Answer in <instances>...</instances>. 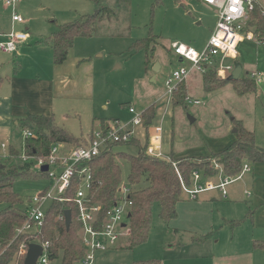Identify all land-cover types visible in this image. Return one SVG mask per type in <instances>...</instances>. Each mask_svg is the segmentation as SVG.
Returning <instances> with one entry per match:
<instances>
[{
  "label": "rangeland",
  "instance_id": "obj_1",
  "mask_svg": "<svg viewBox=\"0 0 264 264\" xmlns=\"http://www.w3.org/2000/svg\"><path fill=\"white\" fill-rule=\"evenodd\" d=\"M255 1L264 12V0ZM180 2L183 1L161 0L156 4L154 0H131L127 15H121L119 23L108 25L109 28L104 24L100 28L101 33L116 31L122 37L102 35L99 38L74 41L70 55L84 57L85 54L92 62V67L94 64L92 93H85L86 98L81 101L67 95L56 98L54 121L57 126L74 136L82 135L80 138L84 141L97 128V118H113L131 129L133 136L144 143L145 127L130 124L133 115L128 108L138 109L136 111L143 118L145 110H140L143 105L147 106L151 102L156 115L151 125H148V135H153L154 126L161 124L164 137L168 139L164 150L170 152L172 148L168 154L172 160L175 153L181 156H200L216 150L220 142L234 135L233 119L242 122L243 127L254 135L256 145L264 149V43L256 39L242 41L236 58L242 67L239 79L251 78L252 73L260 74L261 82L256 85L253 83L256 87L254 92L239 96L232 84L228 83L215 92L206 93L202 86V74L193 71L186 81L177 86V103L168 104L164 111V81L169 73L179 67L178 57L173 54L171 45L181 43L197 53L202 52L217 14L216 9L207 7L200 0ZM94 7L91 0H19L16 13L29 28L32 36L30 48L33 50L41 43V38L55 31L52 21L57 24L72 23L81 16L93 13ZM200 20L202 24H196ZM12 28L11 9L4 7V1L0 0V32L9 33ZM23 28L16 26L14 30L20 31ZM150 34L153 35L148 47L153 50L150 59H154L161 67L157 74H153L150 59L148 68H145L146 54L143 50L127 54L128 48L135 41L148 38ZM7 57L10 58L9 62L20 59L10 54L0 57V60ZM182 65L190 67L187 61ZM154 76L156 79L151 82ZM228 76L222 78L216 73L220 79ZM187 98L199 103L187 104ZM190 118L194 122L191 123ZM11 129V148L20 154L17 160L5 163L6 167L23 162L20 159L24 146L21 128L12 126ZM69 149H73V146L66 145L64 150ZM119 149L128 151L126 146ZM213 155L211 153L207 157L195 158L213 164ZM118 164L125 184L129 165L121 160H118ZM248 166L250 172L244 173L239 180L225 188L226 197L216 189L200 193L194 200L185 195L184 201L176 206V218L168 223L159 220L158 208L154 207L146 243L128 249L127 237H121L116 246L94 254L95 264H133L139 261H159L161 264H230L228 262L233 263L231 260L235 253L250 254L252 241H264V211L257 209L252 219L246 218L249 207H258L264 203V164ZM220 182L219 170L218 176L210 184L216 186ZM199 183L202 187L208 184L203 179ZM48 186L46 177L30 176L15 180L12 191L22 202L19 208L23 210L32 197ZM244 191L250 193V197L244 195ZM5 207L0 203V211ZM235 221H241V224L232 227L229 222ZM210 232L213 233L207 241L193 242ZM253 264H264L263 252L253 253Z\"/></svg>",
  "mask_w": 264,
  "mask_h": 264
},
{
  "label": "trees",
  "instance_id": "obj_2",
  "mask_svg": "<svg viewBox=\"0 0 264 264\" xmlns=\"http://www.w3.org/2000/svg\"><path fill=\"white\" fill-rule=\"evenodd\" d=\"M91 1L95 6L93 13L81 16L75 22L57 26L56 32L44 40L43 43L49 46L52 51L54 65H61L65 62L77 38L89 39L102 35L105 37L123 36L116 31H114L115 33L113 31L101 33L100 28L104 24H106L105 27H108V25L119 23L121 15H127L131 0ZM154 1L157 4L161 0ZM247 29L253 33L259 43H264V12L257 4L250 13ZM116 34L118 35L116 36ZM152 36L150 34L148 38L135 41L127 50L129 55L143 50L146 54L145 67L148 66L149 58L153 53V50L148 49ZM236 60L234 63H237ZM228 83L232 84L239 96L252 93L256 88H254L255 82L252 78L245 77L231 82L227 77L225 79L217 78L216 70L212 68H207L202 74V86L206 93L215 92ZM177 89L178 87L171 99V103L174 105L177 103ZM143 114V126L147 129V121L152 122L154 119V106L145 109ZM116 122L119 121L99 119L98 129L105 133L108 130V125ZM233 124L235 141L223 151L213 155V164L211 161L202 160V158L185 157L173 159L172 161L175 163L173 166L170 162L151 158L145 153L148 138L146 133L144 143L132 135L126 142L105 144L98 156L80 165L90 172L91 187L87 197L92 204L100 205L99 219L114 206L116 191L123 183L118 160L125 161L129 165L125 184L130 188L127 197L130 207L129 217L124 224L128 229V235L124 236L128 239V249L146 243L152 226L154 207L158 208V218L161 222L168 223L176 218V206L179 202L184 201L186 194L181 183L187 188H192L193 173H199L201 179L211 181L218 176L220 170L221 179L234 180L240 176L244 161L249 165L264 164V149L256 145L254 135L243 127L242 122L233 119ZM17 125L22 132L26 130L32 132L35 138L24 140L21 154L29 157L28 161L6 167L5 163L13 159L17 160L20 154L13 148H10L6 159L0 158V203L6 206L0 211V246L4 248L9 245L0 258V264L11 263L19 245L28 241V238L24 236L14 237V230L23 225L27 215L25 208L23 210L19 208L22 202L18 195L12 191L14 181L30 176L47 178L46 172L35 169V163L46 157L52 146L58 144L73 146V148L86 146L93 132L89 134L88 139L83 141L81 136H74L64 128L57 126L53 117L37 115H29L18 120ZM125 146L128 147L127 152L119 149ZM78 186L79 180L73 178L70 188L61 197L63 201H55L49 205L40 236L42 242L49 244L50 259L59 262V264H77L85 253V246L80 239V224L76 220V208L72 202ZM65 210H69L71 213V222L68 228L65 227L64 221L57 219ZM250 217L251 214H248L246 218ZM229 223L234 227L239 226L241 221ZM211 235V233L204 235L199 239V242L207 241ZM252 246L254 249L264 251V242L255 241ZM21 263L22 261H19V264ZM133 264H161V262L139 261Z\"/></svg>",
  "mask_w": 264,
  "mask_h": 264
},
{
  "label": "built area",
  "instance_id": "obj_3",
  "mask_svg": "<svg viewBox=\"0 0 264 264\" xmlns=\"http://www.w3.org/2000/svg\"><path fill=\"white\" fill-rule=\"evenodd\" d=\"M19 0H4V6L11 9V22L13 28L3 36L0 41V52L15 54L19 44L28 39L26 31H15V24H23L24 19L16 13V5ZM207 7L216 9V23L211 31L210 37L204 50L200 53L195 52L188 45L173 43L171 49L178 58L190 63V67L179 66L169 73L164 81L166 104L171 103L172 96L177 86L187 80L193 72L203 74L207 68L216 70L219 77L230 75L234 68V60L238 56V46L242 41H251L255 37L247 29V22L250 13L256 4L255 0H200ZM242 9V11H241ZM213 38L215 42L213 43ZM251 78L255 83L261 82L260 74L252 73ZM187 104L197 105L198 101L186 99ZM167 107H165V110ZM164 110V111H165ZM128 111L132 116L130 124L134 127L143 125L141 113L134 107H129ZM108 130L103 133L100 129L94 130L88 139L86 146H78L73 149L64 150L66 145L58 144L52 146L49 154L39 159L35 163V169L40 171L43 166L47 167V179L49 186L40 193L32 197L26 209V220L22 226L14 230V237L24 236L28 241L19 245L17 253L9 264L24 263V259L31 244L39 245L42 249L40 256L35 264H53L55 261L49 257V244L40 239L47 208L52 202H62V195L70 188L73 178L79 180V186L73 197V204L76 208V220L80 224V239L85 246L84 256L77 264H95L94 254L97 251H107L116 246L121 237L128 235V229L122 227L126 224L129 213L130 203L127 197L130 188L122 183L116 191V201L114 206L106 211L105 215L99 219L101 207L92 204L87 194L90 190L91 175L88 169L80 167L99 155L100 151L107 143L126 142L133 131L119 122L110 123ZM24 140L35 138L30 131L22 132ZM163 131L161 124L154 126L153 135H148L145 153L151 158L175 163L163 148ZM23 162L30 158L23 153L20 155ZM217 168V166H215ZM250 171L249 166L243 163L242 172L239 177L232 180L229 178L221 179V182L212 186L210 183L206 187L198 185L200 174L193 173L191 177L192 188L185 187L182 183L183 191L191 200L203 191L219 190L222 196H226L225 188L233 181L239 180L244 173ZM245 195L249 196L248 192ZM64 221V215L57 218ZM9 246V245H8ZM0 246V258L8 248Z\"/></svg>",
  "mask_w": 264,
  "mask_h": 264
},
{
  "label": "crops",
  "instance_id": "obj_4",
  "mask_svg": "<svg viewBox=\"0 0 264 264\" xmlns=\"http://www.w3.org/2000/svg\"><path fill=\"white\" fill-rule=\"evenodd\" d=\"M182 1L184 2V0ZM183 2L180 3L182 4ZM215 23H216V19H215ZM215 23L209 29V34H211V31L213 30ZM52 24L55 25L54 32H56L57 26L63 25L65 23L57 24L56 21H52ZM196 24L200 25L202 24V21L200 20L196 22ZM16 26L24 27L20 31H26L28 33V39L26 42L19 44L17 48V52L14 54L15 56L20 58L19 60L13 59L11 62H9L10 60L9 57L3 58L2 59L3 61L0 60V158L2 159H6L9 155V150L11 148V140H12L11 128L12 126L19 128L17 125L18 120H22L29 115L53 117L54 119L55 107L57 106L55 105L56 98L64 97L65 95H67L75 100L78 99L81 101L82 98L83 99L86 98L85 97L86 95H84L85 93H89V92L90 94L92 93V85H93L92 75L94 72L93 70L94 64L92 67V62L89 59H87V55L83 54L84 57H80L72 54L73 55L72 56L70 55L72 51L71 49L67 55V59L63 64L54 65L52 60V51L50 47L46 46L44 43L42 45V42H44V40L49 38L51 35L41 38L40 39L41 43L36 45L35 49L31 50L32 48H30V40L32 39V36L29 32V28L25 20L23 24H15L14 28ZM5 34L7 33L0 32L1 40H3V36ZM77 39H82V38H77ZM8 55L10 54L0 52V57H5ZM98 57H100V55ZM155 64L156 62L154 61V59H152L150 66L153 68ZM182 64H179V66H181ZM145 68L147 69L148 67ZM159 70H161L160 66H159ZM158 72L153 71V74H157ZM155 79L156 77L154 76L151 82H154ZM152 105L153 104H151V102L150 103L148 102L147 106L143 105L141 108L142 110L140 111H143ZM165 107H167L166 102H165ZM155 115H156V109H155ZM97 119L109 120L113 118L103 117ZM97 128H99V125L97 126ZM144 132L148 136L147 129H145ZM234 141H235V136L233 135L227 138L226 140L220 142L217 149L214 151L211 150L209 154L205 152L203 153V155L200 156H193V155L181 156L178 153H175L174 156L172 157L174 159L185 158V157H207L211 153L215 154L223 151L228 146H230ZM162 142H163V148L165 149L166 148L165 144L168 143V139H165L164 134H163ZM171 150L172 148L170 149V152ZM170 152H166V153L169 154ZM200 180H201V176L199 178V181ZM203 180L206 183H210V181H206V179ZM199 184L200 183L198 182V185ZM245 192L246 191L243 192L244 195ZM226 196H227V192H226ZM247 197H250V195ZM259 205L258 207H253V208L249 207L248 214H251V217L249 219H252L255 216V214L257 213V209H260V211H264V203ZM210 233L212 234L213 232ZM203 236L194 239L193 242L196 241L199 242V239H201ZM253 242L255 241L251 242V248L249 251L250 254L247 252H244L245 254L237 252L234 254L235 257H233L231 260L233 263H231L230 261L228 263L253 264V253L255 251L264 253V251L262 250L254 249L252 246ZM225 260L226 258L224 259V261Z\"/></svg>",
  "mask_w": 264,
  "mask_h": 264
},
{
  "label": "water",
  "instance_id": "obj_5",
  "mask_svg": "<svg viewBox=\"0 0 264 264\" xmlns=\"http://www.w3.org/2000/svg\"><path fill=\"white\" fill-rule=\"evenodd\" d=\"M178 63L179 64H182L183 63V60L181 58H178ZM159 70V65L158 64H155L154 67H153V71L154 72H158ZM241 73H242V67L239 63H235L234 64V68L232 70V72L230 73V75L227 77L228 81H237L239 79V77L241 76ZM190 122H194L193 119L190 118ZM151 121L148 120L146 124H150ZM235 132V130H234ZM47 171V167L46 166H43L41 168V172H46ZM64 223H65V227L68 228L69 225H70V222H71V213L69 210H65L64 213ZM127 217H129V215H127ZM122 227H125L124 225H122ZM41 247L39 245H36V244H31L29 245L28 247V252H27V255L24 259V263L23 264H35L37 258L40 256L41 254Z\"/></svg>",
  "mask_w": 264,
  "mask_h": 264
},
{
  "label": "clouds",
  "instance_id": "obj_6",
  "mask_svg": "<svg viewBox=\"0 0 264 264\" xmlns=\"http://www.w3.org/2000/svg\"><path fill=\"white\" fill-rule=\"evenodd\" d=\"M241 11H242V9H241ZM213 43L215 42V38H213V41H212Z\"/></svg>",
  "mask_w": 264,
  "mask_h": 264
}]
</instances>
